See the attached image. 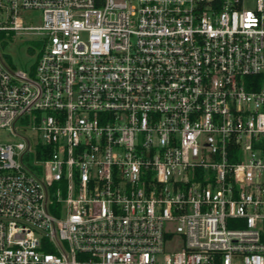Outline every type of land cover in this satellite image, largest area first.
Masks as SVG:
<instances>
[{
	"label": "built area",
	"instance_id": "1",
	"mask_svg": "<svg viewBox=\"0 0 264 264\" xmlns=\"http://www.w3.org/2000/svg\"><path fill=\"white\" fill-rule=\"evenodd\" d=\"M0 33L39 47L0 53V264H264V0H0Z\"/></svg>",
	"mask_w": 264,
	"mask_h": 264
},
{
	"label": "rangeland",
	"instance_id": "2",
	"mask_svg": "<svg viewBox=\"0 0 264 264\" xmlns=\"http://www.w3.org/2000/svg\"><path fill=\"white\" fill-rule=\"evenodd\" d=\"M3 14L4 12L2 11L1 16ZM21 16L26 26L41 24V15L38 11H24ZM38 48V41L32 37L25 35L15 36L14 33H0V53L3 60L15 71H27L36 58ZM16 127H22V123L18 122ZM9 138H11V135L8 131H0V141H5Z\"/></svg>",
	"mask_w": 264,
	"mask_h": 264
},
{
	"label": "trees",
	"instance_id": "3",
	"mask_svg": "<svg viewBox=\"0 0 264 264\" xmlns=\"http://www.w3.org/2000/svg\"><path fill=\"white\" fill-rule=\"evenodd\" d=\"M263 239H264V237H263Z\"/></svg>",
	"mask_w": 264,
	"mask_h": 264
}]
</instances>
